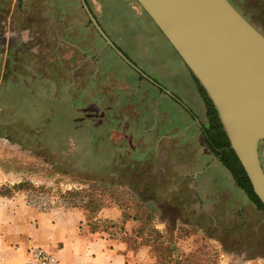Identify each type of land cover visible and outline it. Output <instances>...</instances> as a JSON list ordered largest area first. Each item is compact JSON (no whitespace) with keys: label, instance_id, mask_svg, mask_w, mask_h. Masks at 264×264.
<instances>
[{"label":"crops","instance_id":"crops-1","mask_svg":"<svg viewBox=\"0 0 264 264\" xmlns=\"http://www.w3.org/2000/svg\"><path fill=\"white\" fill-rule=\"evenodd\" d=\"M3 3L0 0V26L10 22V30L0 50L6 60L0 69L8 72L7 81L16 89L13 93L25 91L33 97L32 87L38 82L32 80L29 84L25 74L19 75L23 68H18V62L22 60L27 70L41 65L45 74L54 75L37 84L43 88L39 95L43 100L53 97L56 101L61 87L75 85L71 80L66 84L57 75L71 71V52L59 48V32L54 34L53 46L50 39L41 47L29 46L31 34L23 28L15 31V22L11 15L8 19ZM86 49L72 50L85 54L92 63ZM125 102L134 104L133 113L117 119L113 124L118 131L117 142L109 139V143L118 151V175L122 170L136 175L133 181L125 180L128 187L120 179L118 184L128 192L133 189L137 210L129 212L120 201L91 210L90 205L48 203L40 196L31 199L21 194L0 195V264H30L34 249L50 253L55 264H193L190 256L203 242L214 246L219 259L241 256L242 264L262 260L264 251L253 254L251 250L262 240L254 228L250 229L247 214L264 211L240 187L235 172L223 163L219 157L222 150L215 151L208 143L207 127L174 94H134L125 96ZM17 177L13 167L5 180L19 183ZM27 179L33 185L41 183L32 176ZM145 214L153 218L151 232L157 238L146 230ZM225 246L228 250L231 246L243 250L227 252ZM194 262L201 263L200 259Z\"/></svg>","mask_w":264,"mask_h":264},{"label":"rangeland","instance_id":"rangeland-1","mask_svg":"<svg viewBox=\"0 0 264 264\" xmlns=\"http://www.w3.org/2000/svg\"><path fill=\"white\" fill-rule=\"evenodd\" d=\"M233 1L257 27L264 28V21L255 16L264 15V0ZM86 2L107 36L148 80L106 45L80 0H4L8 19L11 15L15 22V31L29 29L32 38L29 46L41 47L49 39L53 46L54 34L59 32L62 38L59 48L71 52L72 63L71 71H60L57 75L66 84L71 80L75 85L61 87L56 101L53 97L43 100L39 95L43 88L37 84L51 79L53 72L45 74L41 65L27 70L19 60L18 68H23L19 75L25 74L29 84H33L32 80L38 82L32 87L35 94L32 97L25 91L13 93L16 89L7 81L8 72L0 69V195L21 194L31 199L40 196L48 203L90 205L91 210L118 200L129 212H134L138 204L130 201L127 190L114 185L121 182L119 179L122 184L127 183L125 180L133 181L136 175L125 170L118 175V151L109 143V139L116 141L118 135L113 124L121 116L133 113L134 104L126 105L125 96L163 95L168 91L183 100L192 116L205 127L210 125V108L187 67L135 0ZM9 30L10 22L1 23L0 50L5 46ZM70 47L84 52L87 48L88 58L93 62ZM5 62V56L0 54V66H5ZM119 105L122 113L117 109ZM103 131L106 141L101 142ZM260 156L264 168V142L260 144ZM12 166L21 179L19 183L5 180ZM31 176L41 183L33 185L27 179ZM263 214H247V220L252 223L250 229L254 228L262 240L251 247L253 254L264 251ZM143 218L146 230L157 238L151 232L153 218L149 214ZM229 250L238 253L243 247L231 246ZM239 258L219 259L217 250L209 242H203L190 256L193 264L198 259L201 263L196 264H242ZM254 264H264V258Z\"/></svg>","mask_w":264,"mask_h":264},{"label":"water","instance_id":"water-1","mask_svg":"<svg viewBox=\"0 0 264 264\" xmlns=\"http://www.w3.org/2000/svg\"><path fill=\"white\" fill-rule=\"evenodd\" d=\"M135 1L205 91L264 206V33L229 0ZM80 2L106 45L148 79L107 36L86 0Z\"/></svg>","mask_w":264,"mask_h":264},{"label":"trees","instance_id":"trees-1","mask_svg":"<svg viewBox=\"0 0 264 264\" xmlns=\"http://www.w3.org/2000/svg\"><path fill=\"white\" fill-rule=\"evenodd\" d=\"M25 30H29L28 28H23ZM192 75V74H191ZM193 77V76H192ZM193 79L198 84L197 80L193 77ZM199 86V84H198ZM200 90L202 91L203 95L205 96L208 106L210 108V125L207 127V141L209 144L212 145V147L215 149V151L222 150L220 152V158L222 159L223 163L229 168H231L236 175V178L239 182V185L242 189L246 190V192L249 194V196L253 199V201L259 206L260 209L264 211V206L261 204L257 196L254 194L252 186L250 184V181L248 180L244 169L242 168V165L240 164L238 158L236 157L235 153L231 150L229 141L222 129V125L218 119L217 112L215 111L211 101L207 98L205 91L201 86H199ZM102 142V140H100ZM125 186L128 187V185L125 184ZM115 188H121L118 183L114 185ZM132 187V185H131ZM129 195H130V201L134 202L135 198L133 196V189L129 188ZM131 191V192H130ZM118 202V200H117ZM165 217H172V216H165ZM221 243L224 247V240H221ZM225 251L229 252L228 248L225 246ZM264 257V256H261Z\"/></svg>","mask_w":264,"mask_h":264},{"label":"built area","instance_id":"built-area-1","mask_svg":"<svg viewBox=\"0 0 264 264\" xmlns=\"http://www.w3.org/2000/svg\"><path fill=\"white\" fill-rule=\"evenodd\" d=\"M30 264H55V258L42 249H34L30 252Z\"/></svg>","mask_w":264,"mask_h":264},{"label":"flooded vegetation","instance_id":"flooded-vegetation-1","mask_svg":"<svg viewBox=\"0 0 264 264\" xmlns=\"http://www.w3.org/2000/svg\"><path fill=\"white\" fill-rule=\"evenodd\" d=\"M236 8H237V5L236 3L233 1V0H229ZM240 11V10H239ZM245 17L247 16L244 12L240 11ZM256 17H260L261 21H264V15H259V14H256L255 15ZM247 18V17H246ZM248 19V18H247ZM249 20V19H248ZM253 25H255V23H253L251 20H249ZM256 26V25H255ZM257 27V26H256ZM262 33H264V28L261 27V29L259 27H257Z\"/></svg>","mask_w":264,"mask_h":264}]
</instances>
